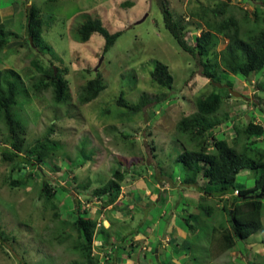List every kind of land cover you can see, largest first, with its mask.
<instances>
[{"label": "rangeland", "instance_id": "rangeland-1", "mask_svg": "<svg viewBox=\"0 0 264 264\" xmlns=\"http://www.w3.org/2000/svg\"><path fill=\"white\" fill-rule=\"evenodd\" d=\"M163 1L176 19L185 24L191 23V28H196L187 36L188 42L195 44V38L205 29V21L196 15L203 16L205 9L215 8L220 0ZM163 1L0 0V26L12 33L10 42L24 45L0 52V70L10 68L17 71L28 86L33 83L34 77L39 76L31 65L34 60H40L43 67L54 63L61 70H69L67 79L72 99L68 105L54 104L52 91L48 90L35 98L32 92L33 101L28 104L20 100L17 107L24 123L28 124L29 144L44 139L51 129L54 130L51 137L57 142L58 155L42 167L37 177L52 181L53 185H57L56 189L58 185L68 187L71 196L81 202L82 210L85 209L91 216H98L102 223L106 218L109 220H105L104 227L108 228L110 219L113 220L108 235L110 239L99 235L95 244L98 246L95 256L99 257L100 264H264V229L245 241H237L236 247L220 258L213 255V227L218 228L220 224L221 228L229 227V223L223 220L222 203L217 197L209 198L205 206L212 207L214 213L208 216L201 212V194L196 187L183 190L181 184L185 173L181 164L176 163V158L185 149L195 148L187 137L179 135L177 124L183 117L196 111L195 100L200 96L206 97L213 92L223 96L222 108L212 118L223 122L215 130L216 136L227 140L232 146L236 137L234 126L243 129L251 122L264 126V89L257 85L259 83L264 88V71L249 78L225 75L223 82L217 83L232 84L233 91L240 95L231 93L232 97L225 99L226 88L211 85L210 80L203 76L200 59L183 51L165 29L161 7ZM128 2L132 6H125ZM260 5V2L234 0L228 14L244 19L247 11L254 17L256 7ZM15 6L17 11L9 10ZM31 6L40 11L43 39L53 48L50 53L39 52L25 45L27 14ZM212 17L207 15V19ZM89 18L101 19L111 33L124 31L106 55L103 52L105 39L101 35L94 34L87 43L80 38L79 27ZM220 39L218 51H222L228 42L223 37ZM102 58L104 60L95 72ZM158 62L169 66L174 77L173 90L162 89L152 83L151 73ZM98 73L106 83V90L91 103L80 104L78 96L81 87ZM122 94L130 103H138L144 95L152 102L142 111L133 113L118 105ZM163 95H166L165 99ZM6 135V127L0 121L1 149H4ZM124 136L129 138L125 139ZM247 144H250V156L254 159L259 158V152H264V138L247 140L242 137L239 139V150ZM152 147L156 148L157 158ZM82 152L95 156L86 163L85 159L80 160ZM123 161L127 163L124 166ZM121 166L124 170L127 167L143 172L141 178H134L132 174L127 176L128 184L125 183L126 190L121 196L127 200L133 198L134 210L126 214H120L117 210L110 212L111 206L102 208L99 199L90 197L91 194L76 195L78 191L72 184L75 177L78 181L90 179L93 182L92 193L112 177V171ZM11 174L12 165L3 161L0 152V224L10 237L9 241H3L0 236V264H72L74 260L80 261V254L72 249L70 242L59 244L53 239L52 228L59 224V220L55 218L54 211L39 199L37 188L10 187L6 182ZM170 175L178 186L172 185L174 188L166 189L162 182H170L166 177ZM256 176V172L244 170L238 176L236 186L252 188ZM154 185L161 189V200L160 192L155 191ZM61 195L58 194L60 198ZM73 203L70 197L69 205ZM63 213L67 216L65 211ZM189 214L198 216L192 223L197 230L190 236L182 226ZM173 219L177 225L171 223ZM171 230L173 236L169 232ZM66 231L65 227H60L57 235H64ZM182 232L184 236H180ZM166 234L170 235V242L178 236V246L173 245L174 242L168 244V237L163 239ZM127 235L128 239L123 242ZM144 235L149 236L147 241L151 243L147 255L144 252L147 246ZM12 236L16 241L12 240ZM158 237L168 244L165 248L158 242ZM133 240L139 245L131 253ZM106 241H115L119 249L111 247ZM184 242H187L189 249L182 247ZM101 243L106 244L105 250ZM128 252L133 259H124ZM174 257L180 262L174 263Z\"/></svg>", "mask_w": 264, "mask_h": 264}, {"label": "trees", "instance_id": "trees-1", "mask_svg": "<svg viewBox=\"0 0 264 264\" xmlns=\"http://www.w3.org/2000/svg\"><path fill=\"white\" fill-rule=\"evenodd\" d=\"M233 1L220 0L215 8L205 9L203 16L196 15L205 21V29L202 30L200 36L195 38V44H190L187 36L196 28H191V23L185 24L184 21L176 19L173 12L168 9L167 4L164 1L161 3L165 29L173 36L183 51L200 59L203 76L210 80L211 85H213L211 80L223 82L225 75L249 78L253 74L264 71V0H245L260 2L261 5L256 7L254 17L245 11L244 19H238L236 16L228 14ZM125 6H132V3L128 2ZM39 12L33 6L28 11L27 42L25 45L39 52L50 53L53 48L43 39V21ZM207 15L213 17L207 19ZM78 32L84 43L89 42L94 34L101 35L105 39L103 51L105 55L124 34V31L111 33L105 28L102 20L98 18L87 19L79 27ZM11 35L12 33H8L0 26V52L24 46L23 43L10 42L9 36ZM221 37L228 42L222 51H218ZM31 65L39 76L34 77L33 83L29 86L26 85L17 71L10 68L4 71L0 70V121L7 130L5 146L4 149L0 148V152L3 161L12 165L11 178L6 183L12 188H37L39 199L44 202L46 207L49 206L54 211L55 218L59 220V224L52 228L53 239H56L59 244L70 242L72 249L78 255L80 254L81 260H74L72 264H100L99 257L95 256L98 247L95 244L99 235L108 237L112 230L113 220L110 219L111 225L108 228L104 227L98 216H91L88 211L82 210L81 202L71 196V190L68 187L58 185L60 189H56L57 185H53L52 181L49 182L37 177L44 165H48L58 155L57 142L53 141L51 137L54 130L51 129L44 139L37 140L33 145L29 144L27 142L28 124L24 123L17 111L20 100H25L30 104L33 101L32 92L35 98L48 90L52 91L54 104L68 105L72 99L70 82L67 79L69 70H61L59 67H55L54 63L43 67L40 60L32 61ZM55 68L57 73H55ZM95 75L81 87L78 100L82 105L96 100L107 88L101 74ZM151 81L155 86L162 89L173 90L174 77L169 66L161 62L156 64L155 70L151 73ZM228 85L233 89L232 84ZM257 85L260 89H264L259 83ZM225 91L227 95L225 99H230L231 93L228 89ZM163 96L165 99L166 95ZM159 97L161 98V96ZM151 102L152 100L144 95L138 103H130L123 94L117 101L119 106L133 113L142 111ZM223 102V96L218 93L213 92L206 97L200 96L195 100L196 111L183 117L177 124L179 135L187 137L195 147L191 150L185 149L176 158V163L181 164L185 173L181 184L184 186L183 190L197 188L198 193L201 194L199 199L201 212H205L208 216L214 212L213 208L205 206V203L209 198L217 197L222 203L220 209L223 211L224 223H229L227 228H221L220 224L218 228L215 226L212 229L211 243L213 255L216 258L233 250L237 241H245L264 229V198L258 199L256 197L260 193H264V152H259V158L254 159L250 156L252 150L250 144H247L242 150H239L241 148L238 147L239 139L242 137L247 140L254 137L263 139L264 126L254 122L249 123L243 129L234 126L233 131L236 133V137L232 141L233 146L227 140L219 139L215 130L223 122L212 117L220 111ZM124 137L125 139L129 138L128 136ZM152 150L154 157L157 158L156 148L152 147ZM94 156L93 153L82 152L80 160L85 159L87 163ZM121 163L123 166L127 164L126 161ZM244 170H251L257 174L255 185L252 188H238L236 186L237 178ZM22 172L25 174H21ZM16 174L19 176L16 177ZM130 174L134 178L143 176L142 170H129L127 167L124 170L121 166L112 171V177L96 187L92 193H90V189L93 182L90 179L78 181L75 177L72 184L78 191L76 192L77 196L79 194H91L90 197L99 199L102 208L106 209L111 206L110 212L117 210L116 212L120 214H126L134 210L133 205L130 204L133 202V198L129 199V202L125 196L121 197L125 193L124 185L127 176ZM166 177L170 180V182L167 180L162 182L166 189L168 187L174 188L172 185L178 186L173 180L174 178L171 179V175ZM154 187L156 192H160L161 200L163 198L161 189L155 185ZM59 193H62V198L58 196ZM250 196H254V198H250ZM70 197L74 200L71 206L69 205ZM63 211L67 213V216ZM98 213L101 214L100 211ZM197 219L198 216L189 214V218L184 221V224L181 223L189 236L197 230V227L192 224ZM106 220L108 219L106 218ZM60 227H65L67 231L64 232V235L58 236L57 231ZM0 236L3 241L10 239L1 224ZM74 238L75 240L72 242ZM108 238L110 239V237ZM127 239L128 235L123 238V242ZM12 240L16 241L14 236H12ZM106 242L111 247L119 249V245H116L115 241L114 243L112 241ZM105 243H101L104 246L103 250L106 247ZM186 243L184 242L182 247L189 249ZM138 244L134 240L131 241V253L135 252ZM262 244H264V240ZM111 251L113 252V250ZM131 253L128 252L124 259L131 258L133 256Z\"/></svg>", "mask_w": 264, "mask_h": 264}, {"label": "crops", "instance_id": "crops-1", "mask_svg": "<svg viewBox=\"0 0 264 264\" xmlns=\"http://www.w3.org/2000/svg\"><path fill=\"white\" fill-rule=\"evenodd\" d=\"M16 7L17 6H15V8L14 9H9V10H12L13 12L14 11H17V10H15L16 9ZM7 11V10H6ZM0 21H1V18H0ZM171 223H175L176 224V222H175V220L173 219V221L171 222ZM177 225V224H176ZM170 227H173L172 225H170ZM170 229V228H169ZM180 230V229H179ZM177 231V234H179L178 233V230H176ZM184 231L186 232V234L188 233L185 229H184ZM169 232H171V235L173 236V231L171 230V231H169ZM184 234V232H182L181 234H180V236L182 235V236H184L183 235ZM143 237H146V241H147V238L149 237V236H147V235H145V236H143ZM165 237H168V239H167V243L168 244H170V243H172V242H174V243H172L173 245H176V246H178V242H179V238H178V236L177 237H175V238H172V240L173 241H171L170 242V235H168V234H166L164 237H163V239L165 238ZM165 241V240H164ZM164 241H162V238H160V240H159V237H158V242L160 243V244H162V248H165V245H168V244H165L164 243ZM146 243V247H145V251L144 252H146V255L150 252V249H151V243H150V241H147V242H145ZM164 244V245H163ZM139 245V244H138ZM140 248V247H139ZM157 253H159V251H157ZM227 253V252H226ZM145 254H144V258H145V256H146ZM223 256V255H222ZM221 257V256H220ZM220 257H218V258H220ZM134 257L132 256L131 258H127V259H133ZM126 259V260H127ZM216 259V258H215ZM126 260H124V262L126 261ZM147 260V259H146ZM173 260H174V263H177V262H180V261H178L175 257L173 258ZM123 262V263H124ZM127 263V262H126ZM129 263V262H128Z\"/></svg>", "mask_w": 264, "mask_h": 264}, {"label": "water", "instance_id": "water-1", "mask_svg": "<svg viewBox=\"0 0 264 264\" xmlns=\"http://www.w3.org/2000/svg\"><path fill=\"white\" fill-rule=\"evenodd\" d=\"M141 22H142V21H141ZM31 41H32V40H31ZM103 60H104V58L101 59L99 66L95 68V71H96V72L98 71V69H99V67H100V65H101V63H102ZM55 73H57V69H56V68H55ZM211 81H212V83H213L214 85H217V86L220 87V88H226V89H228V90L230 91V93H232L234 96H240L238 93L234 92L233 89H231L229 85H223V84H221V83H217V82H215L214 80H211ZM256 197H257L258 199H262V198H264V193H260V194L257 195ZM250 198H254V196H250Z\"/></svg>", "mask_w": 264, "mask_h": 264}, {"label": "clouds", "instance_id": "clouds-1", "mask_svg": "<svg viewBox=\"0 0 264 264\" xmlns=\"http://www.w3.org/2000/svg\"><path fill=\"white\" fill-rule=\"evenodd\" d=\"M96 72V71H95ZM133 203V202H132ZM132 203H130L131 205H133ZM106 220V219H105ZM105 220L103 221L104 223H105ZM106 221H108L109 222V220H106ZM102 222V221H101ZM104 223H101V224H103L104 225ZM111 225V224H110ZM138 234H140V233H138ZM141 235H139V236H137V237H140ZM145 236V235H144ZM137 237H135V238H137ZM226 254V253H225Z\"/></svg>", "mask_w": 264, "mask_h": 264}]
</instances>
